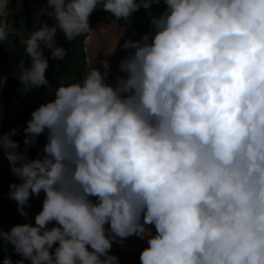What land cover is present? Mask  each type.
I'll use <instances>...</instances> for the list:
<instances>
[{"label": "clouds", "instance_id": "clouds-1", "mask_svg": "<svg viewBox=\"0 0 264 264\" xmlns=\"http://www.w3.org/2000/svg\"><path fill=\"white\" fill-rule=\"evenodd\" d=\"M161 2L154 32L124 41L115 83L103 59L33 109L23 151L0 132L20 214L44 193L34 224L0 226L23 257L2 264H120L111 248L130 236L147 239L140 264H264V0H46L55 23L27 37L0 0V47L18 36L23 91L50 88L43 48L67 55L57 29L72 41L98 6L127 21Z\"/></svg>", "mask_w": 264, "mask_h": 264}, {"label": "water", "instance_id": "water-1", "mask_svg": "<svg viewBox=\"0 0 264 264\" xmlns=\"http://www.w3.org/2000/svg\"><path fill=\"white\" fill-rule=\"evenodd\" d=\"M10 4L12 8L13 28L24 37H27L35 28H39L42 23H48L49 25L55 23L53 17L44 11L48 7L46 0H10ZM94 13L95 10L89 18L90 27L97 24L93 19ZM132 32L138 36L144 35V33L135 30H132ZM82 36L83 34L72 41H68L64 33L57 29L56 44L65 48L67 55L63 60L53 59L50 54L51 50L44 47L43 53L48 57L46 77L50 88L43 86L31 89L27 93L23 91V85L16 78V74H18V65L22 59L26 66H31V57L25 53V45L20 42L19 37L14 36L13 61L3 73L7 77V80L0 87V132L6 133L11 129H16L18 134L13 139L19 142L20 151L24 150L23 141L25 134L23 128L26 127V121L30 119L33 109L42 103L54 99V90L65 78L76 53L77 44ZM45 142L46 136L40 135L36 143L28 150L29 158H35L42 151ZM12 183H19V180L12 173L6 155L0 152V226L5 231H8L12 226L17 224L26 222L34 224L35 215L41 211L43 205L44 193L41 192L39 196H33L29 200L28 205L25 206V211L28 215L22 216L18 211L17 202L10 199L8 195ZM54 223L49 224L48 227H52ZM123 243H120V247L126 250L127 245L124 247ZM56 246L58 245H54L50 251L54 252ZM4 256H10L14 262L23 259L22 256L15 253L11 244L0 241V264H2ZM25 264H30V261L25 260Z\"/></svg>", "mask_w": 264, "mask_h": 264}, {"label": "trees", "instance_id": "trees-1", "mask_svg": "<svg viewBox=\"0 0 264 264\" xmlns=\"http://www.w3.org/2000/svg\"><path fill=\"white\" fill-rule=\"evenodd\" d=\"M165 8L163 2L159 4H153L150 10L140 8L139 11L133 13L129 20H117L110 12H106L102 7L98 6L95 9V14L93 19L96 22H102L104 20H109L113 22L116 26V29L119 31V35L124 41L127 39L136 40L130 34V31L137 30L141 33H153L154 29L150 23L149 11L152 16H158L161 11ZM5 19L13 27V17H12V8L9 4L8 14ZM92 29V27H91ZM120 32H125V36ZM89 35V32L83 34L82 38L79 40L76 48V53L73 57L71 65L65 75V82L72 83L81 80L90 70L97 67L95 58L93 57L89 60V52L86 48L85 39ZM124 41L122 44H124ZM91 51V49H90ZM132 50H128V53ZM13 52H14V36L9 35L8 41H6L2 47H0V73H4L13 61ZM117 75H123L118 72V69L112 68L109 74V82L115 83V78ZM118 239V238H117ZM144 249V248H143ZM137 250L134 252L136 257V263L140 264V253L143 250ZM110 254H114L119 258L120 264H124L129 260V253L125 252L121 247L119 242H114L111 248Z\"/></svg>", "mask_w": 264, "mask_h": 264}, {"label": "rangeland", "instance_id": "rangeland-1", "mask_svg": "<svg viewBox=\"0 0 264 264\" xmlns=\"http://www.w3.org/2000/svg\"><path fill=\"white\" fill-rule=\"evenodd\" d=\"M119 31L113 22L104 20L92 27L89 35L85 39L86 48L89 52V60L95 58L97 67H100L99 62L103 59L109 60L111 69H118L120 60L128 55V50L122 47L123 39L117 35ZM125 36V32H120ZM130 34L136 39H140L141 36L136 35L130 31ZM91 49V51H90ZM153 233L155 232L154 225L148 226ZM124 247L127 245V249L130 257L129 260L124 264H137L134 252L141 250L147 246V239H140L137 236H130L125 239L123 243Z\"/></svg>", "mask_w": 264, "mask_h": 264}, {"label": "flooded vegetation", "instance_id": "flooded-vegetation-1", "mask_svg": "<svg viewBox=\"0 0 264 264\" xmlns=\"http://www.w3.org/2000/svg\"><path fill=\"white\" fill-rule=\"evenodd\" d=\"M94 14H95V13H94ZM93 17H94V16H93ZM107 20H108V19H107ZM94 21H95V20H94ZM98 23H100V22H97V24H98ZM92 27H93V26H92ZM135 31H137V30H135ZM138 32H139V31H138ZM144 34H145V33H144ZM81 38H82V37H81ZM81 38H80V39H81Z\"/></svg>", "mask_w": 264, "mask_h": 264}]
</instances>
